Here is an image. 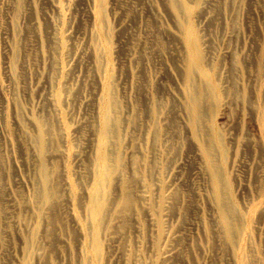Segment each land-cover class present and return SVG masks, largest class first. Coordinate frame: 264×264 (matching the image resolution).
<instances>
[{
  "label": "rangeland",
  "instance_id": "1",
  "mask_svg": "<svg viewBox=\"0 0 264 264\" xmlns=\"http://www.w3.org/2000/svg\"><path fill=\"white\" fill-rule=\"evenodd\" d=\"M263 60L264 0H0V264H264ZM109 91L125 169L95 243Z\"/></svg>",
  "mask_w": 264,
  "mask_h": 264
},
{
  "label": "bare ground",
  "instance_id": "2",
  "mask_svg": "<svg viewBox=\"0 0 264 264\" xmlns=\"http://www.w3.org/2000/svg\"><path fill=\"white\" fill-rule=\"evenodd\" d=\"M193 36V35H192ZM191 40H192V38H191ZM192 43V42H191ZM199 43V42H198ZM188 49H189V47H188ZM191 50H192V52H193V54H192V56H193V59H192V62L194 63V64H196L197 63V61H200V56H198L199 55V49H198V46L195 44V43H193V45L191 46ZM203 51H204V48H203ZM264 61V60H263ZM191 62V63H192ZM204 62H206V61H204ZM264 63V62H263ZM194 69V68H193ZM262 69H263V67H262ZM218 74V73H217ZM219 76V75H218ZM191 77V76H190ZM217 81V80H216ZM221 82V81H220ZM190 83H192L191 81H190ZM106 85H107V83H106ZM217 85V84H216ZM215 85V86H216ZM108 87V86H107ZM106 88V87H105ZM109 88H110V85H109ZM243 89V88H242ZM105 90V89H104ZM107 90V89H106ZM112 92V91H111ZM115 92V91H114ZM221 92H222V90H221ZM102 93V92H101ZM194 93V92H193ZM196 94V93H195ZM104 95V94H103ZM106 96H107V101H106V104H105V106H104V110H102V111H104L103 112V122H104V125H100L99 124V127H101V126H103V129H102V131H101V138L100 139H98L97 138V135H96V139H98L99 140V144H98V149H97V154H98V156L99 157H97V158H99V163H98V169H97V171H95L96 172V177H95V181H94V188H93V191H92V194H91V196H90V211H91V217H92V219H93V224H94V228H95V230H93L91 233H92V236H94L93 237V242H95V243H98L99 242V240H101L100 239V227H102L103 226V222H104V216H105V209L108 207L109 208V206H107V200H105L106 199V195H105V193L107 192V190H108V188H109V183H110V180H111V178H112V176H114V174L116 175H119V168L121 167V166H124V164H123V162H121V161H123V155L121 154V156H123V157H120V153H121V151H117V150H115V151H113L116 147L114 146H111V144H110V139H111V136H113L114 134H115V131H114V129H113V126H112V123H111V120L113 119V117H112V115H111V107H112V105H110V103H109V98H112V97H109L110 96V91H109V93H106ZM181 96V95H180ZM196 96V95H195ZM251 96V95H250ZM104 97V96H103ZM184 97V96H183ZM191 97V96H190ZM193 97V96H192ZM116 98V97H115ZM150 98V97H149ZM186 99V98H185ZM200 99V98H199ZM202 99V98H201ZM145 100V99H144ZM151 100H152V98H151ZM192 100V99H191ZM114 101V100H113ZM193 101V100H192ZM115 102H117V101H115ZM152 102H155V101H152ZM159 102H160V100H159ZM191 102V101H190ZM199 103H200V101H199ZM255 103V102H254ZM146 104V103H145ZM160 104V103H159ZM185 104H186V102H185ZM202 104V103H201ZM200 104V105H201ZM117 106V105H116ZM148 106H150V107H152L151 106V104H149ZM161 105H159L158 107H160ZM118 107V106H117ZM113 108V107H112ZM149 108V107H148ZM253 108V107H252ZM192 109V108H191ZM190 109V110H191ZM254 109V108H253ZM154 110H155V108H154ZM158 110V109H157ZM163 110V109H162ZM200 110V109H199ZM119 111V110H118ZM153 111V110H152ZM258 111V110H257ZM262 111V110H261ZM260 111V112H261ZM100 112V111H99ZM113 112V111H112ZM148 112V111H147ZM150 112V111H149ZM164 112V111H163ZM190 112H192V111H190ZM200 112V111H199ZM260 112H259V114H260ZM114 113V112H113ZM118 113V112H117ZM158 113H159V110H158ZM160 113H162V111L160 112ZM99 114V113H98ZM157 114V113H156ZM166 114V113H165ZM199 114V113H198ZM203 114V113H202ZM259 114H256V117H257V115H259ZM100 115V114H99ZM115 115V114H114ZM153 115H154V113H153ZM162 115V114H161ZM201 114H199L198 115V117L200 116ZM255 115V114H254ZM165 116H167V115H165ZM164 116V117H165ZM192 116V115H191ZM201 116H203V115H201ZM263 116V115H262ZM154 117V116H153ZM156 118H158L157 116H155ZM168 117V116H167ZM197 117V118H198ZM255 117V116H254ZM142 118H143V116H142ZM148 118V117H147ZM195 118V117H194ZM199 118H202V117H199ZM198 118V119H199ZM258 118V117H257ZM116 119V118H115ZM122 119V118H121ZM153 119V118H152ZM152 119L150 118V120H151V122H152ZM164 119V118H163ZM190 119H192L191 117H190ZM262 119H264V118H262ZM155 120V122H156V119H154ZM145 121H146V119H145ZM196 121L198 122V120L196 119ZM200 121V120H199ZM256 122L258 121L257 119L255 120ZM261 121H263V120H261ZM121 122V121H120ZM123 122H125V121H123ZM159 122H161L160 121V116H159ZM194 122V121H193ZM201 122V121H200ZM259 122V121H258ZM42 123V122H41ZM116 123V122H115ZM154 123V122H153ZM161 123H163V122H161ZM102 124V123H101ZM146 124V123H145ZM151 124V123H150ZM191 124H192V122H191ZM250 124V123H249ZM264 124V123H263ZM42 125H44V124H42ZM46 125V124H45ZM116 125H117V123H116ZM166 125V124H165ZM199 126L201 125V124H198ZM261 125H262V122H261ZM47 126V125H46ZM121 126V125H120ZM125 127H126V125H125ZM152 127H153V125H152ZM157 127H159V125L157 126ZM193 127V126H192ZM251 127V126H250ZM253 127V126H252ZM261 127V126H260ZM45 128V127H44ZM47 128V127H46ZM166 128H167V126H166ZM166 128H165V130H166ZM194 128H195V126H194ZM118 129V128H117ZM152 129V128H151ZM157 129V128H156ZM155 129V130H156ZM159 129H160V127H159ZM200 129V128H199ZM202 129V128H201ZM255 129V128H254ZM258 129H260L259 127H258ZM262 129H264L263 127H262ZM39 130H40V128H39ZM123 130V129H122ZM161 130V129H160ZM164 130V131H165ZM196 130V129H195ZM203 130V129H202ZM247 130H248V128H247ZM261 130V129H260ZM47 131V130H46ZM100 131V130H99ZM120 131V130H119ZM118 131V132H119ZM148 131V130H147ZM150 131V130H149ZM154 131V130H153ZM250 131V130H249ZM254 131V130H253ZM259 131V130H258ZM42 132V131H41ZM43 132H44V130H43ZM122 132V131H121ZM124 132V131H123ZM152 132V131H151ZM158 132V131H157ZM160 132V131H159ZM162 132V131H161ZM195 132V131H194ZM194 132H192V133H194ZM196 132H198V131H196ZM95 133V132H94ZM168 133H170V131H168ZM261 133H263V132H261ZM97 134H98V131H97ZM100 134V133H99ZM151 134V133H150ZM150 134H149V136H150ZM193 135H196V134H193ZM203 135V134H202ZM249 136H251L250 134H248ZM117 136V135H116ZM140 136V135H139ZM147 136H148V134H147ZM162 136V135H161ZM165 136H166V134H165ZM167 136H169V135H167ZM201 136V135H200ZM199 136V137H200ZM253 136H256V135H253ZM252 136V137H253ZM263 136V135H262ZM95 137V136H94ZM141 137H142V135H141ZM145 137V136H144ZM195 137V136H194ZM252 137H251V140H252ZM39 138V137H38ZM143 138V137H142ZM153 139H154V137H152ZM165 138V137H164ZM204 138V137H203ZM206 138V137H205ZM92 139H93V137H92ZM91 139V140H92ZM121 139V138H120ZM162 138H160V140H161ZM197 139V138H196ZM255 139H256V137H255ZM261 139V138H260ZM259 139V140H260ZM263 139V138H262ZM159 140V139H158ZM157 140V141H158ZM167 140V139H166ZM165 140V141H166ZM202 140V139H201ZM206 140V139H205ZM247 140V139H246ZM250 140V139H249ZM253 140H254V138H253ZM258 139H256V141H257ZM47 141V140H46ZM96 141V140H95ZM94 141V142H95ZM138 141V140H137ZM139 141H140V139H139ZM138 141V142H139ZM147 141V140H146ZM154 141H155V139H154ZM163 141V140H162ZM164 141V142H165ZM168 141V140H167ZM248 141V140H247ZM263 141V140H262ZM49 142V141H48ZM93 142V141H92ZM115 142V141H114ZM131 142H132V140H131ZM144 142V141H143ZM151 142V141H150ZM199 142V141H198ZM208 142V141H207ZM251 143L253 142V141H250ZM116 143V142H115ZM114 143V144H115ZM146 143V142H145ZM144 143V144H145ZM205 143V142H204ZM39 144V143H38ZM43 144V143H42ZM97 144V143H96ZM95 144V145H96ZM124 144V143H123ZM150 144V143H149ZM155 144H156V142H155ZM158 144V143H157ZM167 144H168V142H167ZM203 144V143H202ZM247 144V143H246ZM255 144V143H254ZM262 144V143H261ZM20 145V144H19ZM116 145V144H115ZM129 145V144H128ZM161 146L163 145V142H162V144H160ZM199 145V144H198ZM204 145V144H203ZM208 145V144H207ZM257 145V144H256ZM90 146H92V145H90ZM118 146H119V144H118ZM117 146V147H118ZM123 146V145H122ZM139 146V145H138ZM150 146V145H149ZM155 146V145H154ZM250 146V145H249ZM262 146V145H261ZM96 148H97V146H95ZM112 147H113V150H112ZM120 147V146H119ZM136 147V146H135ZM167 147V146H166ZM255 147V146H254ZM257 147V146H256ZM258 147H260V146H258ZM43 148V147H42ZM121 148V147H120ZM162 148V147H161ZM164 148H165V145H164ZM203 148V147H202ZM206 148V147H205ZM262 148V147H261ZM46 149V148H45ZM90 149H92V148H90ZM128 149H129V146H128ZM144 149V148H143ZM142 149V150H143ZM163 149V148H162ZM166 149V148H165ZM207 149V148H206ZM211 149V148H210ZM213 149V148H212ZM263 149V148H262ZM40 150V149H39ZM95 151H96V149H94ZM122 150H123V147H122ZM145 150H146V148H145ZM144 150V151H145ZM205 150V149H204ZM264 150V149H263ZM41 151V150H40ZM93 151V150H92ZM148 151H149V148H148ZM158 151H160L161 152V149L160 150H158ZM166 151V150H165ZM200 151H201V149H200ZM210 151V150H209ZM94 152V151H93ZM117 152V153H116ZM132 151H130V153H131ZM145 152H147V151H145ZM152 152V151H151ZM160 152H158V153H160ZM170 152V151H169ZM213 152V151H212ZM41 153V152H40ZM124 153V152H123ZM127 153V152H126ZM136 153V152H135ZM148 153V152H147ZM154 153V152H153ZM204 153H205V151H204ZM44 154V153H43ZM46 154V153H45ZM96 154V153H95ZM133 154V153H132ZM138 154H140V153H138ZM161 154H162V152H161ZM170 154V153H169ZM210 154V153H209ZM4 154H2V156H3ZM127 155V154H126ZM145 155H146V153H145ZM168 155V154H167ZM1 156V155H0ZM42 156V155H41ZM132 156H134V154L132 155ZM141 156H142V152H141ZM152 156V155H151ZM155 156V155H154ZM209 156V155H208ZM139 157V156H138ZM147 157H148V155H147ZM146 157V158H147ZM156 157V156H155ZM163 157H165V156H163ZM1 158H3V157H1ZM93 158V157H92ZM96 158V159H97ZM126 158H128V157H126ZM167 158H168V156H167ZM166 158V159H167ZM210 159H211V157H209ZM213 158V157H212ZM133 159H135L136 160V162L138 161V159H140V158H138V159H136V157H134ZM166 159H164V160H166ZM213 159H215V158H213ZM134 160V161H135ZM142 160V159H141ZM148 160V159H147ZM208 158H207V162H208ZM3 161H5V160H3ZM41 161V160H40ZM98 161V160H97ZM129 161H132V160H129ZM210 161H212V159L210 160ZM209 161V162H210ZM215 161V160H214ZM225 161V160H224ZM94 162H96L95 160H94ZM127 162V161H126ZM136 162H133V163H131L132 165L134 164V163H136ZM146 162V161H145ZM156 162V161H155ZM158 162V161H157ZM209 162L207 163V164H209ZM4 163H6V162H4ZM164 163H165V161H164ZM206 163V162H205ZM44 164V163H43ZM43 164L42 165H40V166H43ZM47 164V163H46ZM96 164V163H95ZM138 164H139V162H138ZM146 164V163H145ZM144 164V165H145ZM163 164V163H162ZM210 164H211V162H210ZM209 164V165H210ZM216 164H217V162H216ZM48 165V164H47ZM94 165V164H93ZM127 165V164H126ZM135 165V164H134ZM133 165V166H134ZM142 165V164H141ZM154 164H152V166H153ZM160 166H161V164H159ZM158 164H157V166H159ZM215 165V164H214ZM45 166V165H44ZM49 166V165H48ZM96 166V168H97V165H95ZM164 166V165H163ZM207 166V165H206ZM131 167V166H130ZM136 167H137V169H138V166L136 165ZM135 167V168H136ZM143 167V166H142ZM154 167V166H153ZM152 167V168H153ZM209 167H211L212 168V166H209ZM216 167V166H215ZM218 167V166H217ZM8 168V167H7ZM42 168H45V171H46V166L45 167H42ZM42 168H40V170L42 169ZM134 168V167H133ZM146 168V167H145ZM166 168V167H165ZM207 168V167H206ZM211 168H210V170H211ZM214 168V167H213ZM219 168V167H218ZM123 169H125V166L123 167ZM147 169V168H146ZM217 169V168H216ZM1 170V169H0ZM126 170H127V168H126ZM149 170V169H148ZM148 170L146 171L147 173H148ZM154 170V169H153ZM161 170V169H160ZM165 170V169H164ZM220 169H218L217 171H219ZM42 171V170H41ZM40 171V172H41ZM45 171H44V173H45ZM94 171V170H93ZM123 171V170H122ZM134 171H135V169H134ZM140 172H141V170H139ZM162 171V170H161ZM160 171V172H161ZM51 172V171H50ZM94 172V173H95ZM125 172V171H124ZM133 172V171H132ZM149 172H151V170L149 171ZM164 172H166V171H164ZM163 172V173H164ZM43 173V174H44ZM49 173V172H48ZM56 173V172H55ZM123 173V172H122ZM135 173V172H134ZM137 173V172H136ZM136 173H135V175H136ZM147 173H146V175H147ZM41 174V173H40ZM131 174H133V173H131ZM142 174H144V172L143 173H141V175ZM214 178H216L215 180H216V183L218 182V184L217 185H215V183H214V185L215 186H217V188H218V185H219V183H220V179H221V177H220V174H218L217 172H215L214 171ZM42 175V174H41ZM50 175H51V173H50ZM145 175V176H146ZM157 175V174H156ZM5 176V175H4ZM126 176V175H125ZM125 176H122V177H125ZM163 176V175H162ZM212 176V175H211ZM3 177V176H2ZM6 177V176H5ZM88 177V176H87ZM94 177V176H93ZM117 177V176H116ZM131 177V176H130ZM142 177V176H141ZM160 177V176H159ZM159 177H157V178H159ZM262 177H264V176H262ZM21 178V177H20ZM50 177H49V174H45V180L44 181H42V182H45L44 184H45V186H43L42 188H45L46 187V196L45 197H47V199H49L50 197H52V188L50 189V185H49V183H50V179H49ZM57 178V177H56ZM143 178V177H142ZM142 178H141V182H142ZM212 178H213V176H212ZM213 178V179H214ZM223 178V177H222ZM6 179V178H5ZM51 179H52V177H51ZM115 179V178H114ZM125 179V181H126V178H124ZM127 179H128V177H127ZM130 179V178H129ZM146 179H148V178H146ZM160 179V178H159ZM2 180V179H1ZM3 180H4V178H3ZM24 180V179H23ZM123 180V179H122ZM148 180H150V179H148ZM111 181H113V179L111 180ZM143 181H145V180H143ZM224 181V180H223ZM21 182V181H20ZM23 182V181H22ZM40 182V181H39ZM42 182H41V184H42ZM52 182V181H51ZM54 182H56V180H54ZM153 182V181H152ZM155 182H156V180H155ZM158 182V181H157ZM212 182H213V180H212ZM17 183H19V182H17ZM24 183H25V181H24ZM123 183H125L124 185H125V188H126V190H128L129 191V183L128 182H124L123 181ZM130 183H132V181L130 182ZM1 184V183H0ZM27 184V183H26ZM39 184V183H38ZM43 184V185H44ZM144 185H145V183H143ZM142 184V185H143ZM156 184H158V183H156ZM7 185V184H6ZM91 185V184H90ZM110 185H113V184H110ZM115 185V184H114ZM123 185V184H122ZM158 185H160V182H159V184ZM162 185V184H161ZM42 186V185H41ZM86 186V185H85ZM146 186H148V185H146ZM146 186H144L145 187V189H144V191L146 190ZM153 187H155L154 186V184L152 185ZM5 187V186H4ZM26 187V186H25ZM38 187V186H37ZM49 187V188H48ZM55 187H58L57 185H55ZM88 187V186H87ZM116 188V185L115 186H113V188ZM123 187V186H122ZM131 187V186H130ZM163 187V186H162ZM224 187V186H223ZM1 188V187H0ZM24 188V187H23ZM59 188V187H58ZM149 188V187H148ZM156 188H157V186H156ZM264 188V187H263ZM155 189V188H154ZM168 189V188H167ZM214 189H216V188H214ZM2 190V189H1ZM5 190V189H4ZM25 190V189H24ZM37 190H40V189H37ZM42 190V189H41ZM44 190V189H43ZM84 190V189H83ZM87 190L89 191V189L87 188ZM112 189H111V187H110V191H111ZM152 190V189H151ZM9 191H10V189H9ZM23 191V190H22ZM56 191V190H55ZM88 191H86V192H88ZM115 191V190H114ZM128 191H126V194L124 195V198L126 199V200H128V205H129V203L131 202V199H130V197H133V196H131L130 194H129V192ZM158 191H159V188H158ZM163 191H164V189H163ZM219 191V190H218ZM1 192V191H0ZM11 192H12V190H11ZM18 192V191H17ZM25 192V191H24ZM80 192V191H79ZM124 192V191H123ZM160 193H161V191H159ZM264 192V191H263ZM155 193V192H154ZM2 194V193H1ZM40 195H42L41 193H39ZM39 194H38V196H39ZM58 194H59V192H58ZM166 194V193H165ZM216 194H219V193H217L216 192ZM6 195H9V194H6ZM11 195H13V194H11ZM16 195V194H15ZM19 195V194H18ZM22 195V194H21ZM113 195V194H112ZM167 195V194H166ZM165 195V196H166ZM220 195V194H219ZM36 196V195H35ZM43 196V195H42ZM54 196V195H53ZM57 196V195H56ZM82 196V195H81ZM109 196V195H108ZM123 196V195H122ZM169 196V195H168ZM167 196V197H168ZM5 197H7V196H5ZM13 196H11V198H12ZM112 197V196H111ZM114 197V196H113ZM156 197V196H155ZM170 197V196H169ZM220 197V196H219ZM89 198V197H88ZM108 198V197H107ZM123 198V197H122ZM10 199V198H9ZM13 199V198H12ZM15 199V198H14ZM26 199V198H25ZM34 199V198H33ZM39 199H41V198H39ZM120 199H121V197H120ZM154 199H157V197L156 198H154ZM161 199V198H160ZM165 199H167L166 197H165ZM220 199V198H219ZM36 200H37V196H36ZM123 199H121V201H122ZM9 201V200H8ZM38 201H40V200H38ZM37 201V202H38ZM45 201V200H44ZM50 201V200H49ZM136 201V200H135ZM161 201V200H160ZM167 201V200H166ZM16 202H18V201H16ZM36 203V202H35ZM43 203V202H42ZM48 203V202H47ZM220 203V202H219ZM15 204V203H14ZM25 205L24 206H26V204L27 203H24ZM39 204H41V203H39ZM135 204H136V202H135ZM156 204V203H155ZM157 204H158V202H157ZM168 204V203H167ZM218 204V203H217ZM221 204V203H220ZM220 204H218V205H220ZM13 205V204H12ZM46 205V204H45ZM111 205V204H110ZM164 205V204H163ZM229 205V204H228ZM35 206V205H34ZM37 206V205H36ZM89 206V205H88ZM107 206V207H106ZM124 206V205H123ZM127 206V205H126ZM126 206H125V208H126ZM157 206V205H156ZM166 206V205H165ZM43 207H45L44 205H43ZM221 210L223 211L222 213H223V218L225 219V222L223 223V224H225V226L227 227V231H228V233H229V235L232 237L233 235H234V228H233V222H231V220H230V215H229V213H230V210H229V206L227 207L226 206V204H222L221 206ZM16 208H17V206H16ZM42 208V207H41ZM107 208V209H108ZM160 208V207H159ZM163 208V207H162ZM19 209V208H18ZM24 209V208H23ZM88 209H89V207H88ZM135 209V208H134ZM137 209V208H136ZM26 210V209H25ZM166 210V209H165ZM28 211V210H27ZM36 211V210H35ZM37 211H40V209L39 210H37ZM36 211V212H37ZM107 211V210H106ZM139 211V210H138ZM163 211V210H162ZM29 212V211H28ZM40 212H42V211H40ZM44 212V211H43ZM128 212H130V211H127V213ZM107 213V212H106ZM124 213V212H123ZM220 213V212H219ZM233 213V212H232ZM17 214V213H16ZM15 214V215H16ZM126 214V213H125ZM29 215V214H28ZM40 215V214H39ZM88 216V215H87ZM234 216H235V214H234ZM23 217V216H22ZM28 217V216H27ZM90 217V218H91ZM8 218H10V217H8ZM25 218V217H24ZM32 218V217H31ZM40 218V217H39ZM87 218V217H86ZM236 218V217H235ZM15 219V218H14ZM20 219H22V218H20ZM89 219V218H88ZM233 219V218H232ZM240 220V219H239ZM3 221V220H2ZM88 220H86V222H87ZM90 221H91V219H90ZM14 222V221H13ZM28 222V221H27ZM85 222V223H86ZM17 223V222H16ZM21 223H23L24 224V222H22L21 221ZM20 223V224H21ZM39 223V222H38ZM235 224V223H234ZM15 225V224H14ZM13 225V226H14ZM86 225V224H85ZM106 225V224H105ZM18 226H19V223H18ZM22 226V225H21ZM84 226V225H83ZM5 227V226H4ZM86 227V226H85ZM224 227V226H223ZM16 228V227H15ZM84 228V227H83ZM18 229H19V227H18ZM25 229H27V228H25ZM37 229V228H36ZM239 229V228H238ZM20 230H21V227H20ZM38 230V229H37ZM224 230V229H223ZM14 231H16V230H14ZM30 231V230H29ZM29 231H28V233H29ZM88 231V230H87ZM225 231V230H224ZM236 231H238L237 229H236ZM236 231H235V233H236ZM18 232V231H17ZM20 232V231H19ZM24 232V231H23ZM31 232H32V230H31ZM38 232V231H37ZM4 233V232H3ZM16 233V232H15ZM31 234V233H30ZM223 234V233H222ZM224 234H226L225 232H224ZM237 234H238V232H237ZM256 234V233H255ZM8 235V234H7ZM20 234H18V236H19ZM33 235H36V234H33ZM10 236V235H9ZM8 236V237H9ZM15 236V235H14ZM224 236H226V235H224ZM21 237V236H20ZM24 237V236H23ZM22 237V238H23ZM32 237V236H31ZM36 237V236H35ZM229 237V236H228ZM234 237V236H233ZM232 237V238H233ZM28 238H30V237H28ZM38 238V237H37ZM236 238V237H235ZM234 238V239H235ZM16 239V238H15ZM24 239V238H23ZM35 239V238H34ZM89 239V238H88ZM87 239V240H88ZM31 240V239H30ZM92 240V239H91ZM231 240V239H230ZM18 241V240H17ZM24 241H25V239H24ZM29 241V240H28ZM33 241V240H32ZM38 241V240H37ZM229 241V240H228ZM39 242V241H38ZM231 242H233V240L231 241ZM23 243V242H22ZM21 243V244H22ZM29 243V242H28ZM28 243H27V245H28ZM32 244H34V241L33 242H31ZM229 243V242H228ZM26 244V243H25ZM32 244H31V246H32ZM43 244V243H42ZM41 244V245H42ZM233 244V243H232ZM19 245V244H18ZM86 245H88V243L86 244ZM43 246V245H42ZM28 248V247H27ZM40 248V247H39ZM11 249V248H10ZM24 249V248H23ZM22 249V250H23ZM29 249V248H28ZM40 249H42V248H40ZM32 250H33V248H32ZM31 250V251H32ZM39 250V249H38ZM21 251V250H20ZM25 251V250H24ZM28 251V250H27ZM40 251V250H39ZM34 252H36V251H34ZM29 253V252H28ZM39 253V252H38ZM41 253H39L38 255H40ZM32 255V254H31ZM31 255L29 254V257H31ZM34 255V254H33ZM28 256V255H27ZM22 257L23 258H25L24 257V254L22 255ZM33 257V256H32ZM41 257V256H40ZM93 257V256H92ZM100 257V256H99ZM12 258V257H11ZM25 259H28V258H25ZM30 259V258H29ZM32 259V258H31ZM23 260V259H22ZM38 260V259H37ZM97 260V259H96ZM27 261V260H26ZM26 261L24 262V263H26ZM31 261V260H30ZM29 261V262H30ZM22 262V261H21ZM36 262V261H35ZM30 263H32V262H30ZM30 263H28V264H30ZM77 263V262H76ZM19 264V263H18ZM21 264V263H20Z\"/></svg>",
  "mask_w": 264,
  "mask_h": 264
}]
</instances>
